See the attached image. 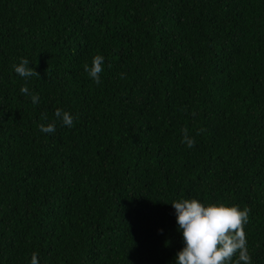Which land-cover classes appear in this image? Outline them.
I'll list each match as a JSON object with an SVG mask.
<instances>
[{
    "label": "trees",
    "instance_id": "trees-1",
    "mask_svg": "<svg viewBox=\"0 0 264 264\" xmlns=\"http://www.w3.org/2000/svg\"><path fill=\"white\" fill-rule=\"evenodd\" d=\"M181 198L248 208L264 264V0H0V264H173Z\"/></svg>",
    "mask_w": 264,
    "mask_h": 264
},
{
    "label": "clouds",
    "instance_id": "clouds-1",
    "mask_svg": "<svg viewBox=\"0 0 264 264\" xmlns=\"http://www.w3.org/2000/svg\"><path fill=\"white\" fill-rule=\"evenodd\" d=\"M102 55H94L91 65L85 64L84 71L96 84H100V74L104 70ZM14 72L22 78L39 76L30 60L21 57L18 64L13 65ZM20 92L30 96L33 104L38 103V96L30 92L26 86ZM55 119L48 123L38 124L39 131L51 134L56 131V121L66 127L74 126L73 115L57 108ZM42 119H47L42 117ZM182 143L192 148L195 141L182 130ZM176 217L177 230L183 239V247L175 255L173 264H252L247 248L244 225L249 220V209H241L237 205L223 202L202 203L196 198H181L170 201ZM238 253L236 260H232ZM30 264H39L38 256L33 253Z\"/></svg>",
    "mask_w": 264,
    "mask_h": 264
}]
</instances>
